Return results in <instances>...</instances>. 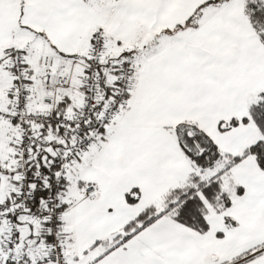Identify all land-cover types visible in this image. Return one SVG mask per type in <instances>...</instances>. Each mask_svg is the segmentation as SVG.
<instances>
[{"label":"snow or ice","instance_id":"1","mask_svg":"<svg viewBox=\"0 0 264 264\" xmlns=\"http://www.w3.org/2000/svg\"><path fill=\"white\" fill-rule=\"evenodd\" d=\"M0 264H264V0H0Z\"/></svg>","mask_w":264,"mask_h":264}]
</instances>
